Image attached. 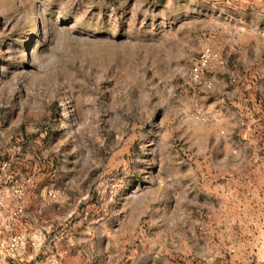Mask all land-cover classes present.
I'll use <instances>...</instances> for the list:
<instances>
[{
    "label": "rangeland",
    "instance_id": "374dc122",
    "mask_svg": "<svg viewBox=\"0 0 264 264\" xmlns=\"http://www.w3.org/2000/svg\"><path fill=\"white\" fill-rule=\"evenodd\" d=\"M0 152L19 208L100 227L143 208L140 264H264V178L233 167L264 161V0H0Z\"/></svg>",
    "mask_w": 264,
    "mask_h": 264
},
{
    "label": "crops",
    "instance_id": "0c3cea01",
    "mask_svg": "<svg viewBox=\"0 0 264 264\" xmlns=\"http://www.w3.org/2000/svg\"><path fill=\"white\" fill-rule=\"evenodd\" d=\"M5 154L0 152V181L4 180L0 187V264H126L129 257L131 264H140L136 255H128L126 239L128 231L132 232L128 229L137 228V218L143 215V208L137 210L139 205H125L118 221L106 227L89 222L72 224L67 222L72 211L62 209L59 201L34 196L21 202L23 210L19 216L20 203L12 199L8 186L11 185V169L8 173ZM257 164L237 161L233 167L258 168L264 178V161ZM153 211L154 226L167 231V207L156 203ZM16 236L20 239L19 250L9 255L7 246Z\"/></svg>",
    "mask_w": 264,
    "mask_h": 264
},
{
    "label": "built area",
    "instance_id": "2783aa9c",
    "mask_svg": "<svg viewBox=\"0 0 264 264\" xmlns=\"http://www.w3.org/2000/svg\"><path fill=\"white\" fill-rule=\"evenodd\" d=\"M213 66L222 68L224 66V61L220 57V55L215 51L211 49H205L200 54L198 61L192 70V81L197 85H199L200 88L203 90H211L213 88L211 81L204 78L203 75L204 70L209 69L210 67ZM200 117H201V113L198 112L196 115L187 116L186 119L191 121L194 118L198 119ZM16 197L19 201L23 200L24 192L22 189L17 191ZM22 210L23 209L20 207L17 215H19L22 212ZM19 246H20V239L19 236H16L8 244L6 252L9 255H15L19 250Z\"/></svg>",
    "mask_w": 264,
    "mask_h": 264
},
{
    "label": "bare ground",
    "instance_id": "6f19581e",
    "mask_svg": "<svg viewBox=\"0 0 264 264\" xmlns=\"http://www.w3.org/2000/svg\"><path fill=\"white\" fill-rule=\"evenodd\" d=\"M64 109H66V108H64Z\"/></svg>",
    "mask_w": 264,
    "mask_h": 264
}]
</instances>
